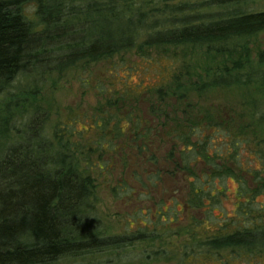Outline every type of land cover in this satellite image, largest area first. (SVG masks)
I'll use <instances>...</instances> for the list:
<instances>
[{"label": "trees", "instance_id": "trees-1", "mask_svg": "<svg viewBox=\"0 0 264 264\" xmlns=\"http://www.w3.org/2000/svg\"><path fill=\"white\" fill-rule=\"evenodd\" d=\"M241 4L0 0V96L18 77L27 82L5 112L23 111L37 93L33 81L71 69H89L86 84L106 107L91 120L57 124L51 140L34 116L16 129L0 159V264H61L133 248L144 262L264 261V52L254 60L248 48L264 33V10ZM100 62L102 78L91 71ZM148 70L153 85L132 83ZM236 91L226 116L204 107L212 94ZM116 163L112 191L151 206L122 235H107L94 221L95 174ZM230 181L232 210L223 204Z\"/></svg>", "mask_w": 264, "mask_h": 264}, {"label": "rangeland", "instance_id": "rangeland-1", "mask_svg": "<svg viewBox=\"0 0 264 264\" xmlns=\"http://www.w3.org/2000/svg\"><path fill=\"white\" fill-rule=\"evenodd\" d=\"M192 2H203L205 0H191ZM215 3V1H213ZM212 2V3H213ZM243 4L238 6L243 10L247 11H263L264 10V0H242ZM214 11L226 12L227 8H212ZM26 12L29 18L36 21L35 7L32 4L26 6ZM249 51L251 53V58L257 60L259 55L264 52V33H260L257 36L251 37L248 41ZM193 54V53H191ZM196 54V53H194ZM131 56V55H130ZM129 58V56H127ZM137 60V58H135ZM116 61H120L117 59ZM107 64L105 62H100L93 66L91 70L93 74L103 77L102 73L106 71ZM81 69H71L64 71L62 74H54L53 77L37 82L31 83L32 89L36 91L35 97H31L26 105L19 106L23 110L20 114L16 111L14 117L12 113H6L4 110L6 101L13 102L10 93L20 92V88L25 86L27 82L22 77H18L16 81L12 84V87L8 90L7 95L0 96V125L2 126V131H6V134H0V159L3 157L5 150L8 148L9 144L12 143L14 137L16 136L17 130H25L24 126L28 123V118L34 116L36 119L37 130H42V135L48 139H53L54 130L59 123L69 122L71 116L75 115H86L89 120H91L98 108H106L105 102L102 97L93 89V85L87 86V78L90 77V73ZM123 74V73H122ZM143 74V78L139 79L138 76H132V83L136 84L139 80H143V85H153L156 81V73L154 71L148 70ZM31 89V90H32ZM238 92H217L211 95L208 99L209 101L204 105L206 109L212 110L214 113H219L221 116L227 115V110L225 104L227 101L236 97ZM8 96V97H7ZM23 103L21 100L19 104ZM141 104V105H140ZM140 107L143 114H146V108L148 106V100H142L140 102ZM13 106H11L12 108ZM12 110V109H10ZM27 111V113H25ZM11 112V111H10ZM36 112V113H34ZM25 113V114H24ZM8 116V118L6 117ZM7 119V120H5ZM40 120V122H39ZM3 121H5L3 123ZM43 121V122H42ZM92 122L90 121V125ZM87 126V125H86ZM17 129V130H16ZM19 132V131H18ZM136 162L138 160H135ZM112 172L110 174H95V195L94 199V210L95 224L99 230L107 235H122L129 229L131 223H133V216L138 209L145 207L143 212L151 206L150 203L142 197V200H138V195H134L131 199H122L112 191V188L117 184L116 180L120 171H122V166L116 163ZM169 187L168 185H166ZM163 187V186H161ZM133 188H136L133 186ZM171 188V187H170ZM137 191V190H135ZM228 198L223 202L227 209H233V197L236 192V184L233 181L228 183ZM163 193V189L159 191ZM217 213H219L217 211ZM131 221V222H130ZM133 228H136L134 226ZM137 250L125 249L123 252L115 254H103L97 255L94 258H70L63 261L61 264H96L101 262H107L108 264H178L177 261L172 259L167 260H153L150 262H144L142 258L137 259ZM244 264H249L244 262ZM264 264V261L261 263Z\"/></svg>", "mask_w": 264, "mask_h": 264}, {"label": "flooded vegetation", "instance_id": "flooded-vegetation-1", "mask_svg": "<svg viewBox=\"0 0 264 264\" xmlns=\"http://www.w3.org/2000/svg\"><path fill=\"white\" fill-rule=\"evenodd\" d=\"M108 263H110V262H108V261L107 262H101V263L99 262L98 264H108Z\"/></svg>", "mask_w": 264, "mask_h": 264}]
</instances>
